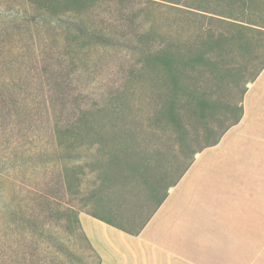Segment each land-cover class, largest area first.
I'll return each mask as SVG.
<instances>
[{
  "label": "trees",
  "instance_id": "1",
  "mask_svg": "<svg viewBox=\"0 0 264 264\" xmlns=\"http://www.w3.org/2000/svg\"><path fill=\"white\" fill-rule=\"evenodd\" d=\"M160 1L232 29L216 32L204 22L194 40L174 43L154 32L159 0H0L8 4L0 10V264H100L79 211L108 208L116 194L129 204L141 186L148 198H164L157 195L168 172L161 164L166 143L148 148L152 132L135 130L126 113L140 77L165 85L156 121L178 130L181 151L193 153L174 182L195 153L242 118L243 103L224 104L231 122L215 131L204 120L206 144L195 148L182 132L183 109L197 105L203 113L210 103L198 95L196 80L212 69L214 55L206 50L221 48L224 58L233 46L250 48V31L264 35L253 18L262 0ZM239 14L248 20L225 19ZM263 68L264 61L243 78V95Z\"/></svg>",
  "mask_w": 264,
  "mask_h": 264
},
{
  "label": "crops",
  "instance_id": "2",
  "mask_svg": "<svg viewBox=\"0 0 264 264\" xmlns=\"http://www.w3.org/2000/svg\"><path fill=\"white\" fill-rule=\"evenodd\" d=\"M243 107L240 121L197 152L178 180L164 175V198L145 218L143 186L129 202L143 206L122 219L100 214L107 208L79 211L100 264H264V68Z\"/></svg>",
  "mask_w": 264,
  "mask_h": 264
},
{
  "label": "rangeland",
  "instance_id": "3",
  "mask_svg": "<svg viewBox=\"0 0 264 264\" xmlns=\"http://www.w3.org/2000/svg\"><path fill=\"white\" fill-rule=\"evenodd\" d=\"M156 3L159 4L154 6V12L151 16L154 23L156 22V29L154 32L156 33L159 31L160 33H165L169 38L171 37L172 42L174 43L190 42L194 40L195 35H197V33L194 32V28L204 22L207 25L208 23H211L216 32H228L232 29V26L227 23L218 20L210 22L208 18L197 17L195 15L181 12L177 10V6L180 5L176 3L160 0ZM2 4L3 3L0 2V10L4 12L8 7V4ZM150 7L153 8V5H150ZM236 11L237 10L233 12L235 15ZM235 17L239 18V20L228 17H225V19L227 21L243 22L247 19L248 15L240 16L239 14V16L237 15ZM242 17H245V19ZM253 18L264 26V0H262L261 7L257 9ZM262 26L261 28L264 29ZM248 34L252 43L249 46L250 48L246 45H242L241 47L233 46L232 48L224 50V58L220 56V53L222 52L221 48H219L218 53L216 52V47V50L213 48L206 50L208 53L212 51L214 55L212 61L213 65H211L212 69L209 67V69L204 68V70L202 68L204 66H202L201 68L204 71L203 73L198 74L199 76L196 80L198 82L197 90L200 91L198 95L207 97L210 103L204 109L203 113L197 105L191 113L183 109L185 127L182 132L183 135L186 133L184 135L185 140H191L190 146L192 148L198 147L201 143L206 144L203 131L204 120L210 122L215 131L223 129L231 122L232 113L228 112L224 108V104L231 105L237 103L238 105H241L243 103V78L245 77L246 79L255 76L257 69L261 67L264 61V35L261 34L262 36H259L255 32L251 31ZM137 82L139 84H133V87L130 88L131 94L129 93L126 98L128 99V103L126 104V113L130 121V126L140 133L142 131L147 136L148 133L152 132V135L148 137V140H146V146H148V148L153 146L159 147L161 145L160 143H166L163 146L166 150V158L161 162V164H165L168 167V181L174 180L180 172V167L183 163L188 161L189 153L190 156H193V153H191V151L189 152V150H185V152L181 151L178 142L180 141V134L178 133V130L171 128V126L164 128L161 126L163 124L160 125V122L156 121L155 117L157 109H159L164 100V96L160 92V88H164L165 85L155 83L156 81L152 76L140 77ZM250 82L251 81L247 83V87ZM185 98L186 97L182 95L181 103L185 101ZM203 114L207 117H204ZM143 147L145 146L143 145ZM196 154L197 153H195L194 157ZM117 196L118 194H116L114 199L109 200L110 202L107 204L109 207L106 212L99 211L100 214L111 220H117L122 219L117 218V215L128 213L129 211L130 214H132L135 210H138L137 208L143 206L121 202L119 200L120 198ZM156 202L157 199L154 197L149 200L148 194L143 196L142 203L146 206H144L142 217L145 218L149 214ZM91 209L95 210V207H92Z\"/></svg>",
  "mask_w": 264,
  "mask_h": 264
}]
</instances>
